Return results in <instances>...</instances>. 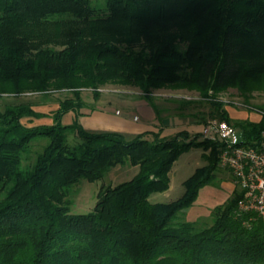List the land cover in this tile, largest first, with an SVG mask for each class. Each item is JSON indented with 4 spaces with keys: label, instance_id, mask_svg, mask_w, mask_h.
I'll return each mask as SVG.
<instances>
[{
    "label": "trees",
    "instance_id": "obj_1",
    "mask_svg": "<svg viewBox=\"0 0 264 264\" xmlns=\"http://www.w3.org/2000/svg\"><path fill=\"white\" fill-rule=\"evenodd\" d=\"M105 85L140 89L158 120L153 91L197 92L202 100L180 109L205 111L180 118L232 123L252 145L264 115L233 121L218 94L264 93V0H0V98L72 95L50 125L22 124L42 117L28 102L0 104V264H264V222L237 212L236 189L210 211V225L177 221L216 177L220 146L186 131L162 138L85 130L80 91L97 99ZM70 112L74 121L62 124ZM71 134L78 144H68ZM38 138L47 145L22 168ZM192 147L205 151L206 164L184 182L182 197L151 203ZM126 164L138 168L134 177L101 187L91 212L70 213L74 186Z\"/></svg>",
    "mask_w": 264,
    "mask_h": 264
},
{
    "label": "rangeland",
    "instance_id": "obj_2",
    "mask_svg": "<svg viewBox=\"0 0 264 264\" xmlns=\"http://www.w3.org/2000/svg\"><path fill=\"white\" fill-rule=\"evenodd\" d=\"M81 99L87 104V108L83 109L86 113H91V109H97L100 106L114 107L120 110H126L129 113H133L141 121L150 122L152 119L153 109L150 107L149 102L145 99L142 91L132 86H120V85H105L98 91V98L96 99L91 89H83L80 91ZM71 92L63 90L52 92L46 95L43 94H26L18 98L11 96H2L0 98V104L14 103V102H28L32 104L33 109L42 115L39 118V122H46L51 118L52 112L55 111L59 103L67 98H71ZM218 100L223 102V109H225L229 117L233 121L248 120L250 122H256L261 116L264 115V93L261 91H254L249 94L248 100L236 89H229L226 92L218 94ZM151 99L156 109L159 110L161 120L156 118L155 125L160 128L163 121L166 119H177L180 112L189 114L191 112H198V110L205 111V108L188 106L181 111L180 102L183 101H201V96L194 91H188L184 89L172 90V89H159L153 91ZM263 107V108H262ZM127 112V113H128ZM155 112V111H154ZM126 114V113H125ZM124 114V115H125ZM212 118L208 117L204 120H191L185 119L183 122H189L192 125L199 126V134H193V136H199V140H203L201 137L202 126L205 125ZM34 121V122H33ZM38 119L24 118L21 120L22 124L31 127L33 123H37ZM233 125L232 123H229ZM234 126V125H233ZM185 131V130H183ZM148 140H152L150 135L145 137ZM130 139V138H128ZM70 146L76 145L80 142L75 134H71L67 138ZM48 140L45 138H38L34 141L32 146V152L30 159L26 162H22V168H26L30 165L35 155L42 151L47 145ZM205 151L202 148L192 147L189 150L180 154L177 160L172 165L169 177L170 187L167 191L161 193H154L150 195L149 201L151 203H169L182 197L184 194V182L193 175L195 170L206 164L204 157ZM220 169V168H219ZM218 169V170H219ZM223 170V169H222ZM138 172L137 167H132L129 164L118 165L110 169L103 179L95 182H88L82 180L76 186H74L69 193L68 200L70 204L71 214H87L91 212L97 203L98 192L101 187H114L120 183L129 181ZM211 184H214L211 182ZM201 196H197L193 205L181 211L178 214L177 221H187L196 223L198 226H208L212 222L210 211L212 208H206L207 206H201L199 204Z\"/></svg>",
    "mask_w": 264,
    "mask_h": 264
},
{
    "label": "built area",
    "instance_id": "obj_3",
    "mask_svg": "<svg viewBox=\"0 0 264 264\" xmlns=\"http://www.w3.org/2000/svg\"><path fill=\"white\" fill-rule=\"evenodd\" d=\"M201 137L220 146L219 168L227 171L239 192L237 212L264 222V132L252 145L243 144L240 130L225 121L210 120Z\"/></svg>",
    "mask_w": 264,
    "mask_h": 264
},
{
    "label": "crops",
    "instance_id": "obj_4",
    "mask_svg": "<svg viewBox=\"0 0 264 264\" xmlns=\"http://www.w3.org/2000/svg\"><path fill=\"white\" fill-rule=\"evenodd\" d=\"M127 112L126 110H120L114 107L100 106L91 113L80 117L79 123L85 130L90 132H117L127 137H133L144 132H159L160 137L170 138L183 130L188 132L190 136L196 133L199 134L200 132L199 126L192 125L188 121L183 122L182 120L185 119L180 117L177 119H166L163 121L162 126L158 128L154 121V119L156 120L154 111L150 122H143L135 114ZM74 119L75 114L73 112L67 113L62 118V124L69 125ZM43 124H52L51 118L47 119L46 122H39L38 119L37 123H33L31 126ZM212 182L214 184L205 186L198 194V196H201L199 204L201 206H207L206 208L208 209H213L223 204L235 189L231 175L221 168L216 172V177Z\"/></svg>",
    "mask_w": 264,
    "mask_h": 264
}]
</instances>
